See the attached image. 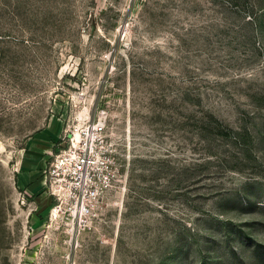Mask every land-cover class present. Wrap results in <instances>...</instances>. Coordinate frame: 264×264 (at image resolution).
I'll list each match as a JSON object with an SVG mask.
<instances>
[{
  "label": "rangeland",
  "instance_id": "1",
  "mask_svg": "<svg viewBox=\"0 0 264 264\" xmlns=\"http://www.w3.org/2000/svg\"><path fill=\"white\" fill-rule=\"evenodd\" d=\"M98 120L79 223L49 169ZM0 264H264V0H0Z\"/></svg>",
  "mask_w": 264,
  "mask_h": 264
},
{
  "label": "built area",
  "instance_id": "2",
  "mask_svg": "<svg viewBox=\"0 0 264 264\" xmlns=\"http://www.w3.org/2000/svg\"><path fill=\"white\" fill-rule=\"evenodd\" d=\"M115 149L106 135V122L92 121L78 136L67 142L49 169L51 194L59 203L55 207L72 213L74 220L89 221L96 214L106 191L118 179ZM62 202V203H61Z\"/></svg>",
  "mask_w": 264,
  "mask_h": 264
},
{
  "label": "bare ground",
  "instance_id": "3",
  "mask_svg": "<svg viewBox=\"0 0 264 264\" xmlns=\"http://www.w3.org/2000/svg\"><path fill=\"white\" fill-rule=\"evenodd\" d=\"M76 136H78V134L76 133Z\"/></svg>",
  "mask_w": 264,
  "mask_h": 264
}]
</instances>
